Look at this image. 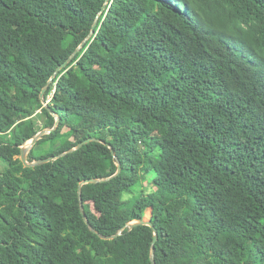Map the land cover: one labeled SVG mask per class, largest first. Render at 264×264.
Instances as JSON below:
<instances>
[{"label":"trees","instance_id":"1","mask_svg":"<svg viewBox=\"0 0 264 264\" xmlns=\"http://www.w3.org/2000/svg\"><path fill=\"white\" fill-rule=\"evenodd\" d=\"M105 3L0 0V264H264V0Z\"/></svg>","mask_w":264,"mask_h":264},{"label":"water","instance_id":"2","mask_svg":"<svg viewBox=\"0 0 264 264\" xmlns=\"http://www.w3.org/2000/svg\"><path fill=\"white\" fill-rule=\"evenodd\" d=\"M108 3V0H106V3L105 5ZM105 5L103 6L102 10L105 9ZM97 25V19L94 21L93 25H92V28H91V31L89 33V35L87 36V38L85 39L88 40L92 35L95 34V27ZM82 46V45H81ZM81 46L60 66L57 68L55 74H53V76L50 78V80L47 82V84L45 85V87L42 89L41 93H40V99L43 103V105L46 107L48 102L44 99V94L46 92V89L47 87L49 86L50 82L52 81V79L55 77L56 73L64 68H66V66L68 65V63L71 61V59L75 56V54L78 52V50L81 48ZM58 121L59 119L57 118L56 119V123H55V126H57L58 124ZM54 129V128H53ZM52 129V130H53ZM52 130H42L40 131L39 133H37L30 141H29V144H27L26 146L23 145L21 147V150H20V160L22 162V164L24 165V167H35V166H39V165H42V164H45L47 162H50L52 160H54L55 158H58V157H61L63 155H65L66 153H63L61 155H58V156H53V157H49V158H45V159H38V160H35L33 162H28L27 161V155L29 154V152L31 151V149L33 148V146L36 144V142L38 140L41 139L42 136L46 135V134H49ZM93 141H99L98 139H94V138H90V139H87L83 142H81L80 144H78L75 148L71 149L69 152H73L75 150H78L80 149L83 145L85 144H88L90 142H93ZM120 172V164L118 163L117 164V172L115 175H117L118 173ZM114 175V176H115ZM107 179H89V180H85V181H82L80 184H79V187H78V197H79V209H80V213L83 217V220L84 222L89 226L90 230L93 232V233H96V231L94 229H92L88 223V220L86 218V215H85V212H84V208H83V203H82V199H81V187L83 185H86V184H96V183H99V182H104L106 181ZM138 225H146V226H149L150 228H152L153 230V240L151 242V264H155V260H154V245H155V242L157 240V233L154 229V226L152 225L151 221L148 220V221H144L143 220H135L131 223H128L126 224L125 226H123L118 234H116L115 236H102V235H99L102 239H105V240H110L112 238H115L117 236H119L122 231L124 229H128V230H131L133 229L134 227L138 226Z\"/></svg>","mask_w":264,"mask_h":264},{"label":"rangeland","instance_id":"3","mask_svg":"<svg viewBox=\"0 0 264 264\" xmlns=\"http://www.w3.org/2000/svg\"><path fill=\"white\" fill-rule=\"evenodd\" d=\"M49 100H50V96L47 98L46 101L48 102ZM38 123H39V124L42 123L41 118H39ZM27 144H29V142H27V143L25 144V146H26ZM4 168H5V163H3L2 161H0V171L4 170ZM145 184H146V183H145ZM145 184H144V185H145ZM149 218H150V210H147L146 213H145L144 221H148Z\"/></svg>","mask_w":264,"mask_h":264}]
</instances>
